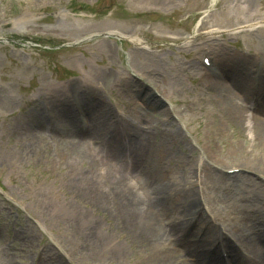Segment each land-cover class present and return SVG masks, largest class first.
<instances>
[{
  "label": "rangeland",
  "instance_id": "rangeland-1",
  "mask_svg": "<svg viewBox=\"0 0 264 264\" xmlns=\"http://www.w3.org/2000/svg\"><path fill=\"white\" fill-rule=\"evenodd\" d=\"M81 3L74 9L71 0H0V264H153L160 250L176 252L174 263L177 258V264L188 263L164 224L158 226L160 219L144 210L133 213L124 204L115 209L117 198L102 203L92 197L112 188L130 190L140 199L161 200L172 213L184 203L188 171L197 198L242 242L250 254L246 264H254L252 250L264 243L256 234L264 220V194L261 198L258 192L264 188L257 177L264 175V150L249 130L253 103H246L228 79L240 58L257 60L264 69V0ZM22 8L31 13L20 16ZM201 13H209V23L197 30L194 20ZM254 25L252 34H228ZM209 27L223 30L228 39L196 44L207 38ZM113 31L131 42L107 35ZM202 47L211 48L226 78L219 84L236 95L248 121L235 117L236 107L212 89L201 100L203 111L175 119L169 115L167 101L190 102L200 89L194 80L201 73ZM231 55L233 62L227 59ZM135 72L146 80L136 79ZM246 75L262 80L258 72ZM138 87H146L141 94L148 100L141 98ZM111 97L126 115L121 131L115 128ZM153 101L156 107L150 106ZM89 104L112 113L110 130L101 134L113 146L129 148L136 130L145 135L142 141L133 139V151L115 165L93 164V158L78 162L70 157L72 149L66 150L63 140L72 131L68 121L75 118L76 134L82 135L83 112L78 108L88 109ZM85 114L93 134L99 133L93 114ZM21 124L28 126V134H21ZM234 167L255 176L225 178L223 170ZM83 172L85 180L78 176ZM198 210H193L190 226ZM38 222L69 253L70 263ZM219 237L217 233L215 245Z\"/></svg>",
  "mask_w": 264,
  "mask_h": 264
},
{
  "label": "bare ground",
  "instance_id": "bare-ground-1",
  "mask_svg": "<svg viewBox=\"0 0 264 264\" xmlns=\"http://www.w3.org/2000/svg\"><path fill=\"white\" fill-rule=\"evenodd\" d=\"M227 59H232V62L234 60L232 55L227 57ZM238 60L240 61L237 64L233 62V70L230 71V76L232 77H230V79L228 80L231 81L232 87L243 96L246 103H253V115L251 116L250 120L248 118L245 119V110L238 107V103L236 102L237 97L231 92V90H228V86H224V83L219 84V82H212L210 80L209 83L214 85L212 89L214 93H216V97H218L221 101H224L236 107L234 110H232L235 117H239V120L244 119L242 120L243 123L249 120V130L253 133L254 138L260 141V143L263 145L264 150V69L262 68V65L257 62V60H243L241 58ZM255 63H257V65H254ZM260 65L261 69L258 68ZM250 71L254 73L258 72L261 74L262 80L260 82V96H253L251 90L249 89H252L255 81L254 77L252 79H249V77H247L246 74ZM144 80L146 79L144 78ZM248 82H251V85L250 83L248 84ZM145 88L146 87L137 88L138 91H140V96L144 101L148 100L147 97L144 96L146 92ZM143 92L144 95L141 94ZM155 103L156 102L153 101L152 103H150V106L156 107L157 103ZM88 111H90V113H92L95 117V120L98 124L97 130L100 132L93 134V126L91 125L90 131L86 136L76 134V120L72 117L68 121L69 126L72 128L71 134L70 136L68 135V139L63 140V142H67V145L65 146L67 152H69V150L71 151L72 149L70 157H72L74 160H77L78 162L84 161L86 158H93V160L90 159L91 163L93 164L101 163L103 165L108 164L109 166L115 165L122 160L121 157L130 154L133 151V148L132 150H129V148H131V145L135 139L142 141L145 138L144 133H138V130H136L135 133H137V135H134V140L132 139L128 144V150L119 149L112 145V143L109 141L110 137H108L109 139H106L101 134L104 130H110L112 119V113L110 112V110L108 108L104 110H97V107L94 104H89ZM60 122L65 123L63 117H60ZM93 135L94 138L90 139ZM99 143L105 144L106 146H102ZM190 175L191 172L189 173L188 171L187 175L184 176V182H186V184L188 185L186 188H184L186 192L182 193L184 203L172 213L170 212L168 206H163L161 200L148 199L146 195L144 197L141 196L140 199L135 193L130 190L123 192L122 190L117 191L116 188H112L99 191L98 193L93 194L92 197L94 201H99L102 203L109 202V198L111 200H116L117 198V203L114 201L112 202L115 209L116 207H122V204H124V206L126 207L125 209L130 208L133 213L144 210L147 214L153 215L154 218H157V220L160 219V223H158V226L161 228L160 225L163 226L164 224L165 233H167L170 239L177 243L178 247L181 249L179 252L188 256V263L184 264H224L217 245H215L214 243V238L217 233L212 229H208L202 218V225H197V228L194 230L190 226L189 220L192 214H194L193 210L199 206L197 196L195 195V192L190 184ZM78 176H80V179L82 180H85V178L87 179L86 173L80 174ZM227 178L233 180L234 178H236V175L227 176ZM258 192L260 193V197L262 198L264 193L261 192V190H259ZM117 195L124 198L122 202H120L121 199L118 198ZM255 199L259 204H262V200L259 197H255ZM256 231V234L258 236L264 237V220L260 221V227L257 228ZM200 232L203 234L200 238H197L198 233ZM263 237L262 239H264ZM160 251L161 252H157L153 257V264H177L179 260L178 258L176 260V263H174V255L176 254V252L165 250ZM252 252L254 253V264H264V243L259 242V245L256 246L254 250H252ZM232 262L233 264H246L247 261H244L238 256H235L234 258L232 257Z\"/></svg>",
  "mask_w": 264,
  "mask_h": 264
}]
</instances>
